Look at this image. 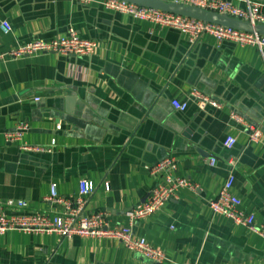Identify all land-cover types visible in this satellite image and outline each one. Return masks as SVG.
Segmentation results:
<instances>
[{
  "label": "crops",
  "instance_id": "crops-1",
  "mask_svg": "<svg viewBox=\"0 0 264 264\" xmlns=\"http://www.w3.org/2000/svg\"><path fill=\"white\" fill-rule=\"evenodd\" d=\"M3 20L11 30L0 27V199L55 212L44 199L50 185L66 195L88 179L95 189L86 209L129 226L166 260L153 262L113 238L9 229L0 233V264H264V236L209 207L232 171L233 191L264 228V145L249 142L245 125L264 134V54L210 37L189 45L176 30L76 0H0ZM69 28L95 39L97 51L8 53ZM192 89L220 108H200ZM173 99L186 101L185 110ZM19 123L27 127L23 141L51 151L22 150L21 139L9 138ZM226 136L236 139L230 148ZM167 157L195 187L178 188L160 210L130 224L126 211L156 181L144 166Z\"/></svg>",
  "mask_w": 264,
  "mask_h": 264
},
{
  "label": "built area",
  "instance_id": "built-area-1",
  "mask_svg": "<svg viewBox=\"0 0 264 264\" xmlns=\"http://www.w3.org/2000/svg\"><path fill=\"white\" fill-rule=\"evenodd\" d=\"M80 4L101 7L111 12L127 16L133 21L148 22L159 29H173L185 37L189 45H194L203 38L210 37L217 42H230L238 46H254L264 54V36L256 32H247L232 27L205 22L184 15L170 13L159 9L139 6L124 0H76ZM176 3L192 5L204 10L227 14L231 17L249 21L252 24H264V12L261 2L252 0H173ZM1 30L8 32L11 26L7 21H1ZM98 48L95 39L83 38L73 28L67 34L55 36L49 40H33L18 45L9 50L11 57L28 56L37 53H56L80 57L92 56ZM190 96L200 108L212 105L220 108L219 102L197 89L190 91ZM38 99V98H35ZM172 106L183 111L187 107L186 101L172 100ZM231 118L243 123L242 117L236 112ZM248 129L251 144H263L264 134L257 125L245 124ZM23 124H17L15 133L10 139H21L19 147L26 152H50L47 146L31 145L22 140V131L26 130ZM59 128V126H58ZM54 142V140H52ZM236 139L226 136L223 145L230 148ZM217 158L212 156L210 164H215ZM146 172L156 181L143 202H140L126 211L130 224L139 219L147 218L160 210L168 200L175 197L180 187L194 188L195 185L177 173V163L167 157L153 165H145ZM235 176L230 171L223 180L215 198L209 200V207L213 213L224 216L235 225H242L253 232L264 236V228L257 221L255 214L242 206V201L233 191ZM106 188L108 186L106 185ZM95 186L88 179L78 182L76 192L59 194L55 184H51L45 200L52 204L57 211L50 213L26 210L27 202L22 199H0V233L9 229H20L26 232L56 233L59 236L71 238L73 236H91L98 238H113L132 251L143 257L162 263L166 260L163 250L152 246L144 238L133 234L129 226L112 224L107 213L103 211H89L86 204L93 193ZM174 264H193L177 262Z\"/></svg>",
  "mask_w": 264,
  "mask_h": 264
},
{
  "label": "water",
  "instance_id": "water-1",
  "mask_svg": "<svg viewBox=\"0 0 264 264\" xmlns=\"http://www.w3.org/2000/svg\"><path fill=\"white\" fill-rule=\"evenodd\" d=\"M139 6L150 7L162 11L184 15L194 19L202 20L209 23L224 25L235 29L256 32L264 36V24H252L239 18L231 17L227 14L218 13L202 8L176 3L173 0H124ZM188 43V42H187Z\"/></svg>",
  "mask_w": 264,
  "mask_h": 264
}]
</instances>
